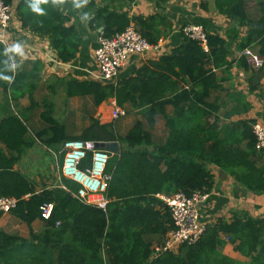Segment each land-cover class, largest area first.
I'll return each instance as SVG.
<instances>
[{"label": "trees", "instance_id": "16d2710c", "mask_svg": "<svg viewBox=\"0 0 264 264\" xmlns=\"http://www.w3.org/2000/svg\"><path fill=\"white\" fill-rule=\"evenodd\" d=\"M3 1L13 8L23 30L49 38L59 62L76 60L83 40L62 12L70 0H31L40 2L42 15L33 13L26 0ZM132 2L91 0V29H103L102 35L111 39L132 25L153 46L171 36L173 25L165 14L130 16L124 5ZM215 6L232 24L225 37L207 34V48L183 34L179 47L148 61L117 85L58 79L67 100L90 98L95 110L115 100L127 115L134 112L138 118L124 135L116 123L101 124L94 117L80 133H70L55 117V104L37 98L42 62L21 63L0 42V75L10 78L0 79L5 92L0 103V197L17 201L9 214L30 228L29 238H24L0 227V264H242L225 255L227 245L248 260L245 264H264V218L246 211L205 224L193 245L157 251L176 230L171 209L160 196H210L215 186L210 166L264 196L257 120L247 117L253 105L235 87L232 74L234 65L243 69L249 74L248 94L259 92L264 99V65L253 69L242 55L251 48L264 59V0H215ZM234 50L240 56L231 61ZM22 99L29 100V111L43 108L41 129L30 131L26 110L19 109ZM160 121L163 136L157 134ZM70 140L119 143L108 167L113 180L107 212L77 198L79 185L73 181L61 178L49 188L16 168L36 144L59 153ZM46 204L53 205L49 219L42 217ZM37 222L43 227L40 233L32 228Z\"/></svg>", "mask_w": 264, "mask_h": 264}, {"label": "crops", "instance_id": "0c3cea01", "mask_svg": "<svg viewBox=\"0 0 264 264\" xmlns=\"http://www.w3.org/2000/svg\"><path fill=\"white\" fill-rule=\"evenodd\" d=\"M90 2L91 0H70L62 8L63 14L69 18V25L77 29L83 40L76 60L70 64L59 62L57 52L52 48L49 38L39 37L23 30L21 23L14 15L8 30L5 32L8 51L16 56L21 63L28 61L42 62L44 69L37 98L41 100L43 97H46L55 104V117L59 121L66 123L69 132L72 134H76L73 128L79 122L90 121L91 117L96 118L101 124H109L113 121L112 110L115 100L105 102L95 110L90 98L67 100L63 89L58 87V79L92 80V74L98 70L95 60V50L98 46L100 30L94 31L89 25L88 18L91 14L88 11V5ZM77 3H83L84 6L77 8ZM203 4L207 5L206 9L203 8ZM124 11H127L130 16L148 17L156 14H165L173 25V32L169 38L161 41L157 50H151L142 55H132L127 61L126 66L121 70L116 80V85L135 76L137 70L148 61L158 60L162 55L168 54L173 49L179 47L183 40V28L186 26L199 25L205 28L208 34H217L225 37L226 31L232 24L228 18L219 14L215 6V0H169L166 4L160 2V0H133L132 3L124 5ZM245 31V29H242V36H244ZM16 44H19L23 49V55L11 50ZM239 56V52L234 50L231 61L238 59ZM232 74L235 87L243 91L248 96L249 102L253 105V109L247 117L257 120L258 123H264V99L259 92L252 95L248 94L247 81L249 74L236 65L232 68ZM238 77L240 78L239 80ZM261 83H264V78L261 80ZM4 98L5 92L0 88V103L3 102ZM88 101L90 102L91 111H88L87 108L79 110L72 107L76 102L86 105ZM29 108V100L22 99L19 109L22 111L26 110L25 114L28 119L29 129L31 132H34L44 126L41 119L43 108L39 107L32 111H29ZM109 109H112L111 112ZM1 115L0 112V118ZM137 118L134 112H130L128 116L126 115L118 119L115 122L118 132L123 135L126 134ZM89 124L85 123L78 127L86 128ZM160 127L164 129L163 121H160L158 124L157 134ZM38 144L42 145L45 151L49 150L43 144ZM16 168L21 170L20 163ZM210 168L215 175L214 191L207 201L201 204L199 209L201 220L205 224L213 223L219 217L230 218L234 211H246L253 217L264 218V207H258V205H264V196H257L247 191L236 183L232 177L217 167L210 166ZM21 171L27 174L25 171ZM50 177L51 180L46 177L47 182H44L49 188L53 187L57 182L55 176ZM34 180L38 183L41 181H39V177L37 179L34 178ZM258 213L260 214L258 215ZM0 227L8 234H19L24 238H29L30 236V228L10 214H3L0 218ZM32 228L38 233L43 230L42 225L38 222ZM224 253L242 264L248 261L235 252L232 245H227Z\"/></svg>", "mask_w": 264, "mask_h": 264}, {"label": "built area", "instance_id": "2783aa9c", "mask_svg": "<svg viewBox=\"0 0 264 264\" xmlns=\"http://www.w3.org/2000/svg\"><path fill=\"white\" fill-rule=\"evenodd\" d=\"M13 14V8L0 0V42L5 46L7 45L5 32L10 26ZM183 34L199 41L204 48H207L208 33L202 26L188 25L183 28ZM157 49L158 46L151 45L132 25L125 32L111 39L105 38L100 33L95 50L98 70L91 78L103 84H116L121 70L132 55H142ZM242 55L251 68L258 70L263 67L264 59L255 50L248 48ZM11 57L14 58V55L12 54ZM126 115V112L114 102L113 121ZM254 130L258 141L257 148L264 155V123L257 122ZM113 155L114 153L99 148V144L94 141H67L59 153L54 152L59 179L65 178L77 183L79 185V190L75 194L77 198L107 212L110 203L107 193L113 180V173L108 171V167ZM62 187L67 189L65 186ZM160 198L171 209L176 230L168 235L164 248L157 251L176 252L182 245H193L198 242L206 229L199 209L209 196L195 195L188 198L179 193L171 197L160 196ZM16 205L15 199L0 197V213L9 214ZM52 211L53 205L46 204L42 208V217L49 219Z\"/></svg>", "mask_w": 264, "mask_h": 264}, {"label": "rangeland", "instance_id": "374dc122", "mask_svg": "<svg viewBox=\"0 0 264 264\" xmlns=\"http://www.w3.org/2000/svg\"><path fill=\"white\" fill-rule=\"evenodd\" d=\"M240 78L238 77V80ZM84 104V103H83ZM79 102L74 103L72 106L73 108H77L79 110H83L87 108L88 111H91L90 109V102L88 101L86 105H83ZM94 109V108H93ZM92 109V111H93ZM110 112L112 109H109ZM113 111V110H112ZM128 116V115H127ZM113 120V117H112ZM116 121H112V123H115ZM90 123L89 120H85L84 122H79V124L73 128V131L76 133H80L84 128H79V125ZM164 129L160 127L158 130V135H163ZM32 151V150H31ZM20 169L25 171L27 175H29L31 178L37 179L39 177L40 182H47L46 177L51 180L50 176H55V179L58 181L59 175L56 170L55 166V158L54 153L52 150H44L42 145L37 144L36 147L33 149L32 152H28L26 154V157L24 156L23 160L20 162ZM224 172V171H223ZM225 173V172H224ZM258 207H264V205H258ZM260 213H258L259 215Z\"/></svg>", "mask_w": 264, "mask_h": 264}, {"label": "clouds", "instance_id": "9594fccd", "mask_svg": "<svg viewBox=\"0 0 264 264\" xmlns=\"http://www.w3.org/2000/svg\"><path fill=\"white\" fill-rule=\"evenodd\" d=\"M26 3H27V7L33 13H37V14H41V15L43 14V9L40 7V2L32 3L31 0H26ZM83 6H84L83 3H77L76 4L77 8L83 7ZM11 50L23 55V49L21 48V46L19 44L14 45ZM0 79H2V80H10L9 77L3 76V75H0Z\"/></svg>", "mask_w": 264, "mask_h": 264}, {"label": "water", "instance_id": "95a60500", "mask_svg": "<svg viewBox=\"0 0 264 264\" xmlns=\"http://www.w3.org/2000/svg\"><path fill=\"white\" fill-rule=\"evenodd\" d=\"M103 32V29H100V33ZM99 148L108 150L114 154L119 153L120 147L118 142H112V143H101L99 145Z\"/></svg>", "mask_w": 264, "mask_h": 264}]
</instances>
